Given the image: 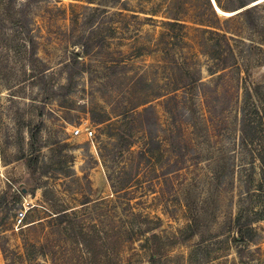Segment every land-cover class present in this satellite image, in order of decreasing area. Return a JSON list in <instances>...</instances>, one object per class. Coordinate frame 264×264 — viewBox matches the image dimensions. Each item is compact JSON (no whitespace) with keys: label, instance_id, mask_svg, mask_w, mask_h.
Here are the masks:
<instances>
[{"label":"rangeland","instance_id":"374dc122","mask_svg":"<svg viewBox=\"0 0 264 264\" xmlns=\"http://www.w3.org/2000/svg\"><path fill=\"white\" fill-rule=\"evenodd\" d=\"M162 1H34L43 78L0 31V264L27 242L41 264H264L261 164L240 131L245 85L264 83V0L248 16L222 0L211 20L243 40L241 70ZM175 4L189 21L203 0Z\"/></svg>","mask_w":264,"mask_h":264},{"label":"trees","instance_id":"16d2710c","mask_svg":"<svg viewBox=\"0 0 264 264\" xmlns=\"http://www.w3.org/2000/svg\"><path fill=\"white\" fill-rule=\"evenodd\" d=\"M34 1L40 2L42 0H0V31L5 29H11L14 31L12 35L3 36V41L6 42L10 50L15 51L17 56L24 57L26 61L32 64V72L35 73V76H42L43 78L48 75L47 73L49 72V69L45 68V63L39 57L38 36L35 35V28H33L36 25V19L34 13L32 12V3ZM176 1L179 2V0H163L158 3V8L159 6L166 8L163 12L168 14L167 18L170 19L169 21H166V23L182 28H194V25H188V22L203 26L206 34L214 35L210 36L211 38H208L211 40L215 37L216 39L213 44V48L220 50L219 61L214 65L221 67L222 70H228L234 67L241 70V64L237 57L238 54L235 52L234 44L231 43V41L243 40L236 38L234 34L228 35L229 31L227 32L221 28L216 29L218 27H214L212 25L211 20L213 18H216L217 21L221 20L212 0H203V7L196 10L193 13V19L189 21L180 17V11L170 14V11L177 10L175 4ZM215 1L219 9L225 8L222 4V0ZM258 1L260 0H243L240 3V8H238L240 10L242 9V11L238 12V14L243 13L248 16L257 13L260 8V2L256 3ZM262 1L263 0H261V2ZM252 2L254 5H251ZM120 14H122V12H120ZM134 16L138 18L137 15ZM254 22H256L255 25L260 24V21L257 19H254ZM112 29H114V27ZM244 52H252V49L250 48ZM37 62H40L43 67L39 69L36 65ZM211 70L212 68L209 67V71ZM198 81L199 80H196L194 83ZM248 84L250 85L248 86ZM248 84L245 85L244 100L240 107V131L243 136L242 143L247 142L254 145L251 152L254 155V158H257L261 164V181L259 183L264 187V83L252 85L248 82ZM248 136L249 139L247 138ZM90 202L92 201L87 200L83 203V205L89 204ZM69 210L70 208H66L55 212L57 215L54 217H68ZM247 228H249L248 225ZM247 228L245 227L239 229L240 239L244 238V229ZM132 232L134 233L133 229ZM81 233L86 235L82 232V230ZM85 246L86 253L91 254L94 252V249H90L89 243H85ZM33 247L34 245L27 242V251L25 253L9 251V253L13 254V257H9V254H6L7 259L9 257L8 264H23L24 262H30V264H41L34 262L36 261L34 258L35 256L30 255V253L35 254L32 250L34 249ZM2 248L5 253L8 251V249H5L6 247L3 246Z\"/></svg>","mask_w":264,"mask_h":264},{"label":"built area","instance_id":"2783aa9c","mask_svg":"<svg viewBox=\"0 0 264 264\" xmlns=\"http://www.w3.org/2000/svg\"><path fill=\"white\" fill-rule=\"evenodd\" d=\"M74 134L75 135H81V134H85L87 136L88 139H92L94 136V131L91 129V127L89 126H85V127H76L74 129ZM26 211L24 210H20L17 215H16V227H22L24 226L22 223L24 222L25 218H26Z\"/></svg>","mask_w":264,"mask_h":264},{"label":"water","instance_id":"95a60500","mask_svg":"<svg viewBox=\"0 0 264 264\" xmlns=\"http://www.w3.org/2000/svg\"><path fill=\"white\" fill-rule=\"evenodd\" d=\"M212 2H213V4H214L216 10H218V8H217L218 6H217V4H216V1H215V0H212Z\"/></svg>","mask_w":264,"mask_h":264},{"label":"bare ground","instance_id":"6f19581e","mask_svg":"<svg viewBox=\"0 0 264 264\" xmlns=\"http://www.w3.org/2000/svg\"><path fill=\"white\" fill-rule=\"evenodd\" d=\"M217 8H218V11H220V12H222V13H224V14H231V13L223 12L221 9H219V7H217Z\"/></svg>","mask_w":264,"mask_h":264}]
</instances>
